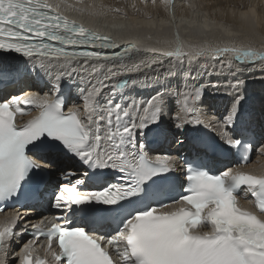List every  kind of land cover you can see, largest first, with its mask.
Instances as JSON below:
<instances>
[{
  "label": "snow or ice",
  "instance_id": "1",
  "mask_svg": "<svg viewBox=\"0 0 264 264\" xmlns=\"http://www.w3.org/2000/svg\"><path fill=\"white\" fill-rule=\"evenodd\" d=\"M209 7L181 0L177 16V0H0V84L35 73L50 85L0 99V264H264V166L244 170L264 139L239 75L264 76V50L246 43L259 17L249 5L233 29ZM144 22L170 36L142 32ZM65 81L82 101L67 110ZM208 92L227 98L223 111L206 105ZM208 131L234 150L232 165L210 167ZM170 137L190 139L192 155L156 151ZM64 157L80 168L62 169L51 189L43 169ZM44 202L58 214L22 215Z\"/></svg>",
  "mask_w": 264,
  "mask_h": 264
},
{
  "label": "bare ground",
  "instance_id": "2",
  "mask_svg": "<svg viewBox=\"0 0 264 264\" xmlns=\"http://www.w3.org/2000/svg\"><path fill=\"white\" fill-rule=\"evenodd\" d=\"M106 2H114V0H106ZM198 2L204 3L206 5H210V7L207 10L209 11L210 14L215 13L214 16H212V19H214L218 24L223 23L226 26L230 25L233 27V29H240L241 27L244 26V22L241 19V12L246 11L249 5L255 6L259 17V20L255 27V32L259 35L246 41V43H251L252 46L257 48L258 50H264V45H262L261 39L259 38L260 36H264V0H198ZM180 3L181 0H177V5H178L177 16L180 15V10H179ZM241 5H243L244 7L241 8ZM232 6L235 7L233 8ZM70 18H75L78 23L83 22L86 27L96 26L94 24H90V22L86 18L83 19L80 17H70ZM163 18L164 16L161 13L159 19H163ZM144 24L145 26L141 29V31L144 33L151 31L154 34H159L161 36H170V29H168L167 26H162L160 24H157V27L155 29H150L147 26V22H144ZM181 36L185 37L186 39H189L190 42H195L196 40V37L189 36V34L186 33L183 28H181ZM209 38H211V34ZM199 39H203V37H199ZM123 42H127V40ZM239 75L245 81V83L241 88L242 93L246 97V102L243 105V110L251 116L252 124L254 126L255 139L259 141L261 139H264V135H262L261 133V127L264 126V82L261 81L257 84L255 90L257 91L256 93L255 92L253 93L251 90H247V87L254 85L255 80L257 79L262 78L264 80V76L257 75L256 72H253L252 70L241 72L239 73ZM226 78L227 77H217L215 75L211 77V79L213 80L226 79ZM234 78L235 77H233V79ZM49 87L50 85L47 77L37 78L35 76V73H33L31 76L22 77L18 81H8L7 83L0 84V99H2L5 96H10L12 94H20L21 92H28V91H37L40 94H44L49 92ZM134 91L138 96L142 95L146 97L149 95V91H142L139 88L134 89ZM62 94L68 95L66 108L71 107L74 102L77 104H82V101L79 100V93L76 90L75 86L71 85L67 81H65V87L62 89ZM256 97H258V99H255ZM205 103L206 105H208V107L211 110L221 112L223 111V108L227 103V98L223 96L213 95L210 92H208L205 95ZM31 111H32L31 115L17 116L18 122L24 123L26 120H29L33 116L38 114L35 110H31ZM166 116H165L166 125L169 128H171L172 132H175L176 130L172 128V120H169V118ZM213 135L214 137L218 138L215 135V133ZM206 137L207 139L210 140L209 136ZM172 138L173 137H170L167 142H161L159 148L156 149V151L169 152L174 157L181 155V152H183L186 155L187 149L191 144L189 141L190 139H185L184 143L182 144L176 142L175 144H173V146L172 145L169 146V143H171V141L173 140ZM154 144H158V142ZM163 145L165 146L163 147ZM222 152L227 153L230 156L228 160L223 161L219 159L218 155ZM208 157L209 160L211 161L210 167H212V169L215 171H219L222 168L232 165L234 161V157L231 155V150H226V146H222L221 148L220 147L215 148L214 154L208 155ZM251 161H252L251 164L244 169L245 171H259L260 167L264 166V156L259 155L257 152L253 153ZM69 167L79 170L80 165L78 162H75L66 157L55 160L53 166L48 167V171H50L51 173L50 176H47L46 179H44L47 187L51 189H55V187L60 182H62L61 170ZM241 206L246 208L250 207V205L244 203L243 201L241 202ZM53 214H58V213L54 210V208L49 209L47 202H44L42 206L37 204L35 211H25L22 213V215L25 218L32 220L33 223L38 222V220L42 216L50 218ZM2 219L3 217L0 216V220ZM45 223H47V220ZM22 224H23V220H20V222L16 225V227L19 228ZM29 228H31V225H29ZM27 238H28L27 236H22L20 237V240L23 241L26 240ZM37 243L39 244L40 241H38ZM14 246L18 249L21 246L20 241H15ZM49 259L51 258L49 257Z\"/></svg>",
  "mask_w": 264,
  "mask_h": 264
},
{
  "label": "rangeland",
  "instance_id": "3",
  "mask_svg": "<svg viewBox=\"0 0 264 264\" xmlns=\"http://www.w3.org/2000/svg\"><path fill=\"white\" fill-rule=\"evenodd\" d=\"M261 81H263L264 82V80L261 78V79H257V80H255V84L254 85H252V86H250V87H247V90H251L253 93L255 92H257V91H255L256 90V86H257V84L259 83V82H261ZM247 92V91H246ZM260 97V96H259ZM255 99H258V97H256ZM166 117H168V116H166ZM169 118V117H168ZM169 120H171L170 118H169ZM173 140L171 141V143H169V146H173V144H175L176 143V140H175V138L173 137L172 138ZM165 145H163V147H164ZM255 158V157H254ZM254 158H253V160H254Z\"/></svg>",
  "mask_w": 264,
  "mask_h": 264
}]
</instances>
